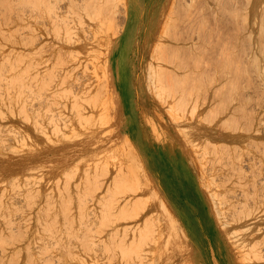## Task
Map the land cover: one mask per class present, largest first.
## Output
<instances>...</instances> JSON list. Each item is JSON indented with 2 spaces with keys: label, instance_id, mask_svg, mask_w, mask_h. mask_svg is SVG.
I'll return each instance as SVG.
<instances>
[{
  "label": "rangeland",
  "instance_id": "374dc122",
  "mask_svg": "<svg viewBox=\"0 0 264 264\" xmlns=\"http://www.w3.org/2000/svg\"><path fill=\"white\" fill-rule=\"evenodd\" d=\"M60 1H62V0H60ZM185 1L188 5H186ZM242 1L243 0H179V1L174 0L173 3L175 5L172 4L174 7L172 6V8L170 9L172 18H171V22L168 25L169 37H167L168 38V47L166 49V60L169 62V65L167 64L166 66H164L165 69L162 68L165 70L163 72L164 79L162 77V73H161L162 71H160L161 76L159 78L163 79V80H161V83L163 85L162 86L163 92L161 94L162 90H160V92L158 90V95H157V93L154 94L152 92L150 94V92L147 91V82H146L144 75H143V67L145 66L146 63H144L145 61L143 60V52L140 50L141 49L140 47L143 44V40L145 39L144 35L147 34L149 27L152 25L151 21L156 16L155 12L158 13V12H160V10L161 11L165 10L168 6V1L167 0H163V1L162 0H128V5H129L128 20H127V22H124L123 21L124 17H122L123 19L121 18V20L119 21L118 26H119V28L123 27V33L116 39L117 41H115V43L113 44L114 47H113V51H112L111 56H110L112 80L115 83V87L117 86V89H118L119 94H120L119 97H120V102H121V113H120V111H119L120 114L118 113L120 115L119 116L120 119L116 120V122L114 120L118 115L116 116V114L112 111V108L109 107V105H110L109 101L106 99L107 97H105L103 94V93H105V88L103 86L107 87V84L104 83V85L102 86L104 88V90H102V91H104V92H101L102 93L101 96L103 95L104 98H101V96L99 98L106 99V101H107V102H105L104 100H102V103H104V102L107 103V105H105L107 107H105L103 104V106L106 108V110L109 108L107 114L102 113L103 115L108 117V119L105 120V121H107V123L105 125L103 123L104 119L99 118L97 120H98V124L101 126H99L96 123L97 125H95V127H93L92 125H90V120L88 122L89 124L87 123V121L84 120V122H86L88 127H89V129H88L89 131L86 132V130H84V131L79 133V131L76 127V123L72 124L71 121L70 122L68 121V123H71V126H73L72 129L76 130L75 133L78 136H79V134L82 135V136L78 137V136H74L75 135L74 133L70 134L69 133L70 131H66L65 130L66 127L64 128V130H62V128H60L61 125L59 124V122H57V123L55 122L56 118L55 119L53 118L52 119L53 121H52L50 119V116H49V114L53 115V113H54L55 117H58L57 114H60V112L62 111L64 113L66 112L65 113L66 115L69 114V116L65 115L67 118L71 117V114L67 113L68 110H66L70 106L69 105L70 102H69L68 106L65 105V103L67 101L65 102L66 94L64 92V87H63V85L58 84V82L53 81L54 80V78H53V72L54 71H53V67H52L53 65L51 62L52 57L49 55L50 56V65H43L42 66L43 68H40L41 66L39 68H37L38 65H36V64H39V61L41 59H40L39 55H35V54L31 55L32 54V52H31L32 51V45L34 46V44L36 45V43H39L40 41L42 42L41 35L44 36V37L42 36V38L45 39V41H46L48 38H51V36L53 34H52V32H50V34H49V30H47V29H46L47 31L43 32L42 30L44 28L43 29L41 28L42 30H40V28H38L40 31L35 29L36 32L34 31L32 33L28 32V30L26 31L24 29L25 24L23 23L22 17H21L23 7L27 6L29 8L30 5H31V7H34V6L38 7V5L41 4L40 2H45V0H0V33H1L0 35H2L0 40L1 41L3 40L2 42L0 41V45L3 44L4 45L3 48H5L4 51H1V49H0V51H1L0 53H2L0 55L4 56V57L3 56H1V57L3 58L4 64H5V66H4L3 62L0 64V68H1L3 78H6V77L8 78L9 75L15 76V74H17V72H16L17 69H19L18 78H17V76L15 77L16 79L14 78V80H16L17 87H19L20 91L23 90L22 92H20V91L18 92V93H23L22 96L19 97V98H21V99H19V104H22V102L25 101V97L27 100V102L25 101L27 105H30L31 102H37V100L41 101L42 99L43 100L45 99L44 101H42V105H44L43 107H41L42 110L38 108L39 111H41V112L43 111V113L38 112V109L37 110L35 109L36 112L29 110L30 111V113H29L27 111V109H29L28 108L29 106H27L26 104L23 103L24 107H26V109H25L22 105V107H23L22 110L24 109L23 110L24 113L28 112L27 115L31 114V116H32L33 115L32 112H34L37 115L36 114L33 115L34 123L32 122L30 115L28 117L29 119L26 120L25 117H27V116H25L24 117L25 121L24 122L20 121V123L22 124V126H21V124H19L20 129L27 132L28 134L30 133L33 136L34 135L35 136H34V139H32L33 142L31 140H30L31 142H29L28 140L26 141L30 144L32 143V145L29 144L28 147H31V148H29L30 150L33 147V150L30 151L28 148H26L25 144H24V146L22 145L24 147V149L25 148L27 149V150L25 149L26 156H25V153L21 152L18 160H20V163H21V162H25L24 159H26L27 163L26 162L21 163V165H23V164L24 165L27 164V165H31V166L33 165L31 167V168H33L32 171H34V170L36 171L38 168H41V169H39L41 172L39 170H37L36 172L34 171V173H36L34 175V178L36 176H37L36 179L39 177V179H37V180H39L38 182L40 184H43L42 187L38 189L37 186L40 187L41 185L40 184L36 185L37 182L33 179L36 182L35 185L37 187V189H34L35 188V186H34L33 192L35 193L36 190H37V192L41 191L40 193H42L43 190H44L43 193L45 192L44 194L42 193L43 198L41 197L42 194L40 195V193H38L40 195V198H39V195L34 194V196H36V198H37V199H35V197H33L35 199L34 201H36V202H34V205L36 203V204H38V207H40V208H35V207H37V205H35L34 210H36V215L38 214L37 211L39 210L38 211L39 216L42 214L40 217V218H42L44 215L43 212H46V210L47 211L49 210L48 211L49 213L52 211L51 212L52 215L50 214V216H52V218H54V215H55V217H56L53 222H52V220H53L52 218H50L51 223H50V221H48L49 225L52 224L50 229L54 228L53 230L52 229L51 230L49 229V230L51 232L53 231L52 233L55 232L54 234H52L48 230V232H50L49 234H52V236L49 235L51 237V238H49L51 243H50V249L48 250V253L50 254L51 258H54L53 260L50 258L49 262H51L52 264H54V263L57 264V262H58L57 259H59V260H61L60 261L61 263H62V260H64V263H62V264H65L66 262H68L66 264H81V262H82V264H85L87 261H90V260L95 261L98 257L99 258L97 260H99L101 257L100 260H102V262L104 264H110V263L116 264L117 261H118L117 264H119L120 262H121V264H150L154 259L155 260L151 264H246V263L247 264H264V244H262V242L259 241V238H256V239L253 238L247 243L244 242L243 240H241L240 242H235L232 240L231 233L233 231H235V233L240 232L239 229H237L238 224H231L230 226L223 227V225L221 224L220 219H219L222 217L228 219L231 212H236L235 215H237L239 213L240 206L244 203V200H245L244 196H242V193H243L242 190L244 189V186L246 185L247 181L249 183L252 181V178L245 179L244 181L243 180L238 181L239 180L238 178H240V177L234 176L232 169L229 167V163H231L230 161H234V163H235L238 160H240V158L236 155L240 154V156L242 157L243 153L249 152L252 150L251 147H249V145H250L249 140H247V141L244 140L243 142H238V143H242V144L237 145V142L234 140H230V137L228 136V135L233 134V136L236 137L237 134H241V133H237V130H238L237 126L239 127V120H238L239 118H237L236 116H232V117L229 116L230 107L233 103V100L237 101L238 99H241L239 97V94H240V88L243 84L247 85V84L251 83V85H252L251 87L255 86V85H253L255 83L253 81V79L255 80L254 69L252 71L251 70L252 67L250 68L249 65L246 64V65H248L247 66L248 70H244L245 68H247L246 66L244 68V65L246 63V62L244 63V61H246V60H244V59H246V57H244V56L246 55V53H248L247 51H245V48H246V50H248V48H247L248 45H246L247 42L244 39H242V34H241L242 31L240 32V29L241 30L244 29L243 26L241 25L240 20H239L240 10H241L242 5H243ZM41 11H42L43 15L39 17V20L40 19H42V20L48 19L49 18V11L47 8V3L44 4V8ZM29 22H31V21H29ZM133 26L135 27L134 30H133ZM33 33H35V34H33ZM127 35H128V37L131 36L129 41H128ZM6 39H8V41ZM51 40H52V38H51ZM51 40H49V41H51ZM33 42H34V44H33ZM244 42H246V43H244ZM5 45H6V47H5ZM242 46H243V48H242ZM14 48H16L17 51L18 50L19 51L15 52L16 50ZM35 48L36 47H34V49ZM47 49H48V47H46L45 53L50 54L47 52L49 49L48 50ZM231 49H232V51H231ZM228 50H230V51H228ZM6 51H8L9 53ZM225 51H226V53H225ZM243 51H245V53H243ZM4 52L8 53V55H6V53H5V55H6L5 56ZM227 53H228V56H229V54L232 56V57L226 56V58L228 57V60L230 62H227V59L225 60V58L223 57V56L227 55ZM26 57H27V59H26ZM140 57L142 58V60L140 59ZM4 58H5V60H4ZM230 58H232V59H230ZM237 58L239 60H237ZM27 61L29 64L26 65ZM238 63H240V64H238ZM241 64L243 66H241ZM23 65H25L26 70H28V72H27L28 77L26 76L28 84H27L26 79L24 77L25 74L20 75L21 71H23L22 70ZM12 66H13V68H14V66H15V68H16V66H18V67L16 70L14 68L15 71H13L11 69ZM167 66H169V67H167ZM33 67H35V68H33ZM44 67H45V69H44ZM249 68H250V71H249ZM41 69H43V70H41ZM50 69H52V70H50ZM11 70H12V72H10ZM37 70H39V71H37ZM40 71L42 72L41 75H40ZM137 71H138V73H137ZM139 71H140V73H139ZM175 71L177 72L178 76L176 75ZM25 72L26 71L24 70V73ZM252 72H254V73H252ZM174 73H175V78H176V76L178 77V78H176L178 80V84L176 83L177 82L176 80L175 81L173 80V78H174L173 74ZM7 74H9V75L7 76ZM103 74H102V77H103ZM38 75L41 77H37ZM247 75H249L250 78H248ZM104 76L107 79L106 75H104ZM34 77H35V79L38 78L37 81L34 80ZM20 78L25 79V80L24 79H22V80L27 84L26 87H25L26 84L24 85V82L21 81ZM6 79H5V82H8ZM106 79H104V82ZM249 79H250V81H249ZM246 80H248V82ZM163 81H165V84L163 83ZM169 81H171V82H169ZM173 81H174V83H173ZM102 82H103V80L101 79V81H100L99 85H97V87L101 86ZM166 82L170 85H168V84L166 85ZM173 84L174 85L177 84L178 86H176V85L173 86ZM245 85H243V86H245ZM55 86H56V88H54ZM165 86H167V87H165ZM247 86H249V85H247ZM164 87L166 89H164ZM171 87H173V89H170ZM38 88L40 89V91ZM6 89H5V91H6ZM8 90H7V93L10 95V90L9 91ZM33 90L35 91V93ZM97 90H95L96 92H94V93L99 94ZM99 90H100V87H99ZM252 90L253 91H251V93L249 95L251 98V103L258 100V96H259L258 92L255 89L252 88ZM7 93H5V94H7ZM33 93L35 95L32 97ZM159 93L161 94V96H159ZM8 94L6 96L9 98ZM42 95H43V97H41ZM22 97L24 98L23 101H22ZM157 97H159V98H157ZM51 99L54 103H52ZM122 99H123V101H122ZM71 100L73 101V99H71ZM75 100H77V99H74V101ZM47 101H49V102H47ZM87 103L88 102L84 101L82 107L86 108ZM71 104H73V103H71ZM78 104L80 106V102ZM64 105L66 107H64ZM45 106H46V108H45ZM76 106H77V104H76ZM174 106L176 108H178L177 112L179 113V116H180L179 118L184 117V118H186V121L183 118L180 119V121H178L179 118L177 117L178 116L177 112L175 114V118L173 115L174 113H169V111L167 112V109L173 108ZM63 108L64 109L66 108L65 109L66 111L65 110L63 111ZM47 109H49L51 111H49ZM56 109H57V111H56ZM199 110H200V112H199ZM18 111H19V109H18ZM69 111H71V109H69ZM62 112H61V114H62ZM18 113L21 114V111ZM99 114H101V113H99ZM99 114H98V111L95 112L94 114L92 112V115H90V117L95 118L96 116L98 117ZM112 114H114V116H112ZM231 114H233V113L231 112ZM46 115H47L48 119L44 118V117H46ZM10 116L11 115L7 116L8 117L7 121L11 122V119H12L13 123L14 122L18 123L17 121L21 120L23 117L21 115H19L21 117H19L17 115L21 119H16V118L13 119V116H12V118ZM41 116H42V121H41ZM65 116L63 118L66 119ZM87 116H85L86 119H88V117H89V116L88 117ZM39 117H40V120H37V119H39ZM59 117L61 119V115ZM176 118H178V119L176 120ZM57 120L59 121V118ZM94 120L97 122L96 119H94ZM28 121L31 123V127H30V124H27ZM37 121H38V123H37ZM46 121H48V122H46ZM60 121L64 122V121H62V119ZM66 121L67 120H65V122ZM45 122L47 124H45ZM109 122H112V123H109ZM93 123H95V122H93ZM176 123H178L179 126L181 125L182 128L185 125L188 126L189 128H187V130H184V132H182L179 130ZM38 124H39V126H41V125L42 126H41V129H38L36 131V129L39 127ZM56 124L58 126H56ZM34 125H35V128H34ZM43 125H44V128H46V129L42 128ZM62 125H63L62 127H64V126H67L70 124H67V122H66V125H65V123H63ZM36 126H38V127H36ZM49 126H51V127L49 128ZM69 127L70 126H68V129H69ZM88 127L86 126L85 129H87ZM70 129H71V127H70ZM163 129H164V131L165 130L166 131L164 132ZM22 130H19V128H18L19 133H17V134H19V135L22 134V136H23V133L21 132ZM32 130L33 131L35 130L36 132L34 131V133H33ZM45 130H46L45 135H47V133L49 135V132H50L51 133L50 135L54 136L52 138L49 135L50 141L52 140L51 143L54 145L51 144L52 146H50V145H47L49 143L45 142V140L48 138V137H46V139H45V135L43 134V133H45ZM60 131H64V135H62L63 132H60ZM37 132H39V133L42 132V135H44V136L37 134ZM53 132H55V133H53ZM56 132L60 133V135ZM65 132H67L68 135L65 134ZM83 134H87V136L85 135L83 137ZM57 135L61 136L62 140L61 139L59 140V136H57ZM66 135H67V138L64 137ZM214 135H215V137H213ZM55 136H56V139H55ZM72 136H74L75 139L72 138ZM19 137H21V136H19ZM37 137H38V139H37ZM125 137H127L133 143L132 144L133 147L130 148V147H126L124 145L123 142H124ZM226 137H229V139H225ZM23 138L24 137H22V139ZM64 139L68 140V141L65 142V141H63ZM71 139H74V140L71 141ZM80 139H81V141H80ZM19 141H21V140H19ZM60 141H61V143H59ZM73 141H75V142H73ZM218 141L220 142L219 143L220 145L219 146L214 145ZM26 142H24V143H26ZM37 142L40 145L37 144ZM54 142H57V146L59 145L58 146L59 148H60V146H61V148H63V146H66V145L67 146L71 145V147H69V149L64 148V150L58 149L56 146V143H54ZM64 142H65V144H64ZM246 142H247V145L245 144ZM28 143H26V144L28 145ZM33 143H35L37 146H39V148L36 149V147H35L36 145ZM43 143L45 144V146L42 145ZM75 143L76 144L80 143V144L76 145ZM93 143H95V144H93ZM231 143L234 146V148H232V149L230 146V145H232ZM21 144H22V141H21ZM73 144L75 145L74 149H77L78 152L75 150H74L75 152L70 151L71 149L73 150V148H72ZM7 145L10 148V146H9L10 143H7L6 147H7ZM191 146H192V148H191ZM215 146L217 148L222 147L221 151H223V152H221L217 148L213 149V147H215ZM15 149L16 148H14V150ZM24 149L22 150V148L20 147V150L24 151ZM34 149H35V152H34ZM8 150H10V149H8ZM14 150H10L8 153L14 152ZM217 150H219L220 152ZM46 151H47V153H46L47 156L45 154H43ZM103 151H105V152L103 153ZM49 152H50V154H49ZM127 152H129V156L126 157L125 155L127 154ZM232 152L235 153V155L233 154V156L235 158L238 157L236 159V161L234 160V157L232 156ZM63 153H65V154H63ZM34 154H35L36 158H34ZM41 154L43 156L40 157ZM28 155H32L31 158H29L30 160L28 159V157H29ZM44 155H45V159L44 158L42 159V157H44ZM91 156L93 157V159ZM81 158H83V159L80 160ZM108 158H110V160ZM195 159H197V160H195ZM78 160L80 161L79 163H81V164H79L77 162ZM88 160H89V162H88ZM29 161H32L33 163H28ZM35 162H36V164H35ZM75 162H77L79 164L78 168H75L76 166H78V164L76 166L73 165ZM110 162H111V164H110ZM64 163H67V164L64 165ZM87 163L89 164L88 169H86L87 167H85ZM139 163H141V164H139ZM62 164H63V166H62ZM196 164H198L199 166ZM97 165H98V167H96ZM111 165H113V167L115 169L110 170L109 166H111ZM72 166L74 167L75 174L77 176L74 174V171H72V169H73V168H71ZM106 166L109 168H107ZM159 166H160V168H159ZM198 167H201L202 169H199ZM50 168H52V169H50ZM59 168H61V169L59 170ZM79 168H80V170H79ZM63 169H64V171L66 170L67 172L63 171V173H61L62 172L61 170H63ZM76 169H78L79 171ZM93 169H95V170H93ZM153 169H155V171ZM203 169L206 170L207 174H205V172H203ZM29 170H30V168H29ZM88 170H89V173H86V172H88ZM214 170L217 171V172H215V174H214ZM24 171L26 172L25 169H24ZM24 171H23V173L21 172L23 174L24 178L29 177L32 173L31 172L30 174H26L28 176H25ZM37 172L38 173L40 172V173L38 174ZM103 172H104L105 176L103 175ZM26 173H28V172H26ZM34 173H32V174H34ZM107 173H108V177H107ZM114 173H116L117 175ZM165 173L167 176L165 175ZM40 175L42 178L40 177ZM68 175H69V177H68ZM81 175H83L84 177ZM214 175H216V178L218 177L219 180L214 177V179H216V181H215L213 179ZM219 175H221V177ZM114 176L116 177V180L114 179L115 178ZM31 177H33V175H31ZM78 177H79V179H78ZM80 177L81 178L83 177V179L79 182H82L83 180L86 181V183H85V181L82 183L83 185L80 183L82 185V186L80 185V188H83L81 191L79 188H77L79 186V184L74 183V182H76V180H77V183H79L78 180L81 179ZM91 177H92V179H91ZM119 177H120V179H119ZM99 178H101V179H99ZM46 179H47V181L49 180L50 183L47 184V181H45ZM117 179H119V180H117ZM206 179H208V182H205V181H207ZM209 179L214 180V183L212 180H210V181L213 184L210 183ZM67 181L70 184L73 182V184L69 185V183H67ZM58 182H61V183L58 184ZM91 182L93 185L90 184ZM113 183L115 185H112ZM121 183H122V186H124V188L120 187ZM206 183L212 184L214 186V188L212 187V185H211V188L210 187L206 188V186H207ZM50 184H52V185L50 186ZM75 184L77 185V187ZM107 184L111 185L109 187L113 186L114 188H118V190L115 189V191L116 190L120 191V193H118L116 191L117 192V194H116V192H114L113 187H112V189L111 188L110 189L113 191L114 194L111 192V190L109 192H107V190H109ZM116 184H118V185H116ZM53 185H54V187L52 188ZM147 185H148V187H147ZM156 185H157V187H156ZM216 185H217L218 190L215 189ZM48 186H50V189L52 188L51 192L49 189H48L49 191L47 190V188H49ZM61 186H62V188H61ZM115 186H117V187H115ZM144 186H146V189ZM102 187H104V188H102ZM64 188H66V190ZM89 188H93V189H89ZM40 189H42V190H40ZM105 189H106L107 193H105ZM89 190H91V192ZM98 190H100V191H98ZM101 190L105 194H107L106 196L108 198L106 196L101 197L99 194H97L98 192L101 193L102 192ZM159 190L161 191V195H160ZM78 191H80V192H78ZM153 191H155V192H153ZM213 191H215V194L218 191L217 195H215V196H218L217 199H215V197L211 195ZM140 192L141 193L143 192L144 195H147V197L151 196L150 197L151 199L149 198V202L151 200L150 205H148V203H147L148 201H146V199H145L146 197L144 198L143 193H142V196H143V198H142ZM232 192H234V193H232ZM104 193H101V195H105ZM209 193H211V194L209 195ZM111 194H113V195H111ZM131 194H132V197H131ZM87 195H89V196H87ZM92 195H95L94 197L97 198V199L95 198L96 200L100 199L101 204H100V202H99V204L96 201L94 202V200H95L94 197L93 198L90 197ZM45 196H48V197L46 198ZM120 196H122L121 200L119 199ZM209 196H212L211 197L212 199ZM59 197H61V198H59ZM45 198L47 199L46 201L44 200ZM101 198H102V200H101ZM139 198H140V200H139ZM168 198H170V199L168 200ZM38 200L40 202L47 203L48 205L47 204L41 205L42 203L41 204L38 203ZM80 200H81V202H80ZM103 200L105 202H103ZM141 200H143V204L145 201V206L142 204ZM48 201H50V202H48ZM85 201H86V203H85ZM91 201H92V203L98 204V206L97 205L96 206H97V211H98L97 215L98 214L99 215H98V217L97 216L96 217L97 218L100 217V219H97L95 217V211L96 210L94 211L92 208L95 209L96 206H95V204H93L95 206V207H93ZM164 201H165L167 206L165 204H164L165 206L163 205ZM211 201L212 202L218 201L217 202L219 204L218 210L215 209L216 207H215L214 203H212ZM76 202H77V204H76ZM123 202L124 203L126 202L125 205H123L124 204ZM127 202H129V203H127ZM56 203H59V205L57 204L58 206H56ZM105 203L109 204V205L107 204L108 207H106L107 205ZM130 203H131V206H128V204H130ZM79 204L80 205L81 204L82 205L87 204V206H85V210H84L83 206H82L83 208L81 210H79L81 208V206ZM126 204H127V206H126ZM147 205H148V208H147ZM125 207H127V208H125ZM129 207H131V210L129 209ZM24 208L25 209L20 207L21 213L23 211L26 212L28 209L25 206H24ZM56 208H58V210ZM90 208L92 209V211H94L93 217L95 219H97L96 221L98 222L97 226H96L97 230L94 229V227H95L94 224L96 225V223H95L96 221L92 217L93 212L91 213L88 211V210H90ZM139 208L141 210H139ZM171 208H173L174 211ZM22 209H23V211H22ZM98 209H100V210H98ZM110 209H112L114 211V213ZM128 210L130 212H132L131 213L132 216L130 215V212ZM148 210H149V212H148ZM100 211L101 212L103 211V213H100ZM109 211H111L112 213ZM34 212L35 211H33V214L35 215ZM58 212H59V215H57ZM176 212L178 214H175ZM150 213H151V215H150ZM169 213H171V214H169ZM179 213H180V215H179ZM46 214H47V212L45 213V215ZM87 214H88V216L91 214L92 215L87 217L86 216ZM137 214H139V215H137ZM218 214H220V217ZM45 215H44L43 219L48 220L49 216L47 215L48 218L45 219L46 218ZM123 215H124V217H123ZM147 215H150V216L147 217ZM102 217H104V218H102ZM132 217H134V218H132ZM36 218H38V216ZM84 218L88 220L87 223H89V221H90V223L87 225L93 224L92 225L93 228L91 225L90 226L84 225L87 221V220H84ZM90 218L92 220H89ZM145 218H148V219L151 218L152 220L151 219H150V221L148 219L145 220ZM43 219H42L41 224L40 223L38 224L37 220H36L37 225H39L38 228L43 224ZM64 219H65V221H64ZM129 219L130 220L132 219V220L130 221ZM170 219H171V221H170ZM39 220L41 221V219L38 218V221ZM124 220H126V222H122ZM78 221H83V223H82L83 228L81 227L82 229L78 228L81 225V223H79ZM114 221H117V225H116V223H113V224L111 223ZM145 221H146V223L148 221L150 223H151V221H153V222L151 225L149 222H148L149 224L147 223L148 227H149L148 228L147 224L145 226ZM48 222L46 223L47 225H48ZM66 222H67V225L64 227V230H63L62 225L66 224ZM91 222H94V223H91ZM127 222H129V223H127ZM158 222H159L160 226H157ZM57 223H58V225H55L53 227V225L57 224ZM123 223L125 224V226L129 225L131 223L132 225L130 224V226L128 227L130 230L128 229V231H127L124 228H122ZM46 224H44V227L47 229ZM108 224L110 226H108ZM135 224H137V225H135ZM49 225H48V227H49ZM140 225L142 227L144 226V229L141 228V229H143V233H141V236L143 234V237H141L142 238L141 243H143V245L139 241L137 243H139L138 245H142V247L145 246L144 249L141 247L143 250L142 252L144 253V255L146 254V255L150 256L151 259H148L149 257L147 258V256L145 257L147 260L142 258V257H144V255L141 253V251H139L140 248L136 247L137 243L135 240H139L140 235L138 236L137 233L134 234V232H137V231L142 232V230H140ZM111 226L115 227V228H112ZM117 226H118V228H116ZM58 227H60V228H58ZM68 227H70V228L72 227V229L70 230V228H68ZM88 227L89 228L91 227L94 230L93 234H92V231H90V230L88 231ZM106 227L109 228V229L107 228L108 231H106L107 230ZM123 227H124V225H123ZM163 227H164V231L166 233H164V231L162 233L161 230H163ZM182 227H183L184 231L186 230L185 233H180V230L182 229ZM55 228H56V230H55ZM73 228L74 229L78 228L80 232L76 229L75 232L76 231L77 232L75 233ZM110 228L113 230V235H115L113 237L111 236L112 238L108 237L109 235L107 234V233L110 234L112 232V230ZM135 228L137 229V231L135 230ZM171 228H173L174 230ZM40 229H42V228L40 227ZM99 229H100V231H99ZM126 229H127V227H126ZM57 230H58V232H57ZM61 230H63V231H61ZM67 230L69 232H71V234L70 233L67 234V232H68ZM155 230L157 231V232H155L156 237H157V235L160 236L162 234L161 238L163 240L159 237H157V239H156V237H154L155 239L152 237V233H153V236L155 235L154 234ZM72 231L75 234H77V233L78 234L75 236V234ZM95 231H97V232L99 231L98 233L101 234V236H99V235L98 236L101 237L102 240H103V238H105L106 241L103 240L101 242L100 241L98 242V240L96 239L97 234L96 235L94 234ZM104 232H106V233L104 234ZM114 232L115 233L117 232V234H114ZM128 232H130V233H128ZM145 232H147V233H145ZM158 232L161 234L159 235ZM148 233L151 235H149ZM176 233L179 234V235L177 234L179 237H176L177 236V235H175ZM103 234L105 235L104 237H103ZM130 234H131V236H130ZM138 234H140V233H138ZM64 235H66V236L63 239H65L66 241L65 240L62 241L63 240L62 237ZM116 235L120 239L119 242H116V241H118L116 239V238H118V237H116ZM145 235H146V238H145ZM218 235H220V236H218ZM53 236H55V237H53ZM67 236L68 237L72 236V237L68 238ZM126 236L127 237L129 236V237L127 238ZM136 236L139 239H136L137 238ZM148 236H150V238H151L150 240H153V241H150V243H152L154 245L152 248V251H151L152 253L149 252L151 250L152 246L149 245V237ZM76 237H77V239H76ZM114 237L116 240L113 239ZM93 238L95 240H97L96 244H94L96 241ZM144 238H145V241L143 242ZM101 239H99V240H101ZM146 239L148 240V242ZM74 240H76L77 242ZM126 240H127V243H126ZM161 241L164 242L163 245H162ZM175 241H178V242L175 243ZM62 242L64 244H62ZM66 242L69 244H67ZM72 242H76V243H72ZM145 242L147 243L146 245H144ZM158 242L161 244V247H163L161 249V251H163V254H160V253H162L160 251L159 252L160 255L156 254V253H158V251L161 248L160 244ZM165 242L167 243V245ZM228 243H230V244H228ZM52 244L53 245L56 244V246L55 245L53 246ZM71 244L74 246H72ZM124 244L127 245V247ZM147 245L149 247H147ZM67 246H68V248H67ZM124 247H126V252L124 251L125 250ZM236 247H238L239 249H237ZM145 248L148 251H146ZM185 248H188V249H185ZM128 249L131 250L130 253H129ZM115 250H116V252H115ZM119 250H120V252H118ZM121 250H123V251H121ZM183 250H185V251H183ZM235 250H238L239 254H236L238 252ZM100 251H102V252H100ZM127 251H128V253H127ZM132 251H134V252H132ZM103 252H106V254ZM107 252L109 253V255ZM124 252H125V254L122 255V253H124ZM135 252L138 254H135ZM240 253H244V254H240ZM154 254H156V255H154ZM82 255H86V256L83 257ZM100 255H102V256H100ZM117 255H118L119 259H118ZM134 255H135V257H134ZM255 255L258 256L257 259H255ZM80 256H82L83 258ZM113 256L117 257V258L114 257L116 259L115 263H112V261H114V259L112 258ZM56 257H57V259H55ZM187 257H189V258H187ZM241 257H242V259L246 258V260L244 259V261L248 260V262L243 261L244 263H242ZM80 258H81V260H80ZM111 258L113 260H111ZM152 258H154V259L152 260ZM125 259H127L128 261H126ZM130 259H132V260H130ZM51 260L53 262L55 260V262L53 263ZM84 260H85V263L83 262ZM100 260L95 261L93 264H103ZM149 260H151V261H149ZM183 260H185V261H183ZM105 261H107V262H105ZM73 262H76V263H73ZM61 263H59V264H61ZM6 264H16V261L15 260L7 261ZM39 264H41V263H39ZM87 264H89V263L87 262Z\"/></svg>",
  "mask_w": 264,
  "mask_h": 264
},
{
  "label": "bare ground",
  "instance_id": "6f19581e",
  "mask_svg": "<svg viewBox=\"0 0 264 264\" xmlns=\"http://www.w3.org/2000/svg\"><path fill=\"white\" fill-rule=\"evenodd\" d=\"M163 1V0H162ZM168 1V6H167V8L165 9V10H160V12H155V14H156V16H155V18L151 21V23H152V25L149 27V29H148V31H147V34L146 35H144L145 36V39L143 40V44L141 45V51L143 52V60L145 61L144 63H146L145 64V66L143 67V75H144V78H145V80H146V82H147V91H149L150 92V94L153 92L154 94H156L157 93V95H158V90H159V92H160V90H162L161 91V94H162V92H163V85H162V83H161V80H163L164 79V77H163V72L165 71L164 69H165V67L164 66H166L167 64L169 65V62L166 60V49H167V47H168V38L167 37H169V28H168V25H169V23L171 22V8H172V6L173 5H175L173 2H174V0H167ZM177 1H179V0H177ZM176 2V1H175ZM182 2V1H181ZM241 2V1H240ZM41 4L40 5H38V7L37 6H34V7H31V5H30V7L28 8L27 6H25V7H23V11H22V13H21V17H22V21H23V23L25 24V27H24V29L27 31L28 30V32H30V33H32V32H36V30H39L38 28H40V30H42L43 28L45 29H43L42 31L43 32H45V31H47V30H49V34H50V32H52V36H51V38H52V40H51V38H48L49 40H51V41H49L48 39L45 41V39H43L42 38V36L43 35H41V39H42V42L40 41L39 43H36V45L34 44V42H33V44H34V46L32 45V54L31 55H39V57H40V61H39V64H36V65H38V67L37 68H39L40 66V68H43L42 66L43 65H50V56L52 57V59H51V62H52V67H53V78H54V80L53 81H55V82H58V84H61V85H63V87H64V92H65V94H66V98H65V105L66 106H68V104H69V102H70V106L68 107V109H66V110H68L69 111V109H71V111H67V113H70L71 114V117H66L67 115L69 116V114H65L64 112H62L61 110V112H62V114H61V112H60V114H57V116L58 117H55V115H54V113H53V115H50L49 114V116H50V119L52 120L53 118L55 119L56 118V120H55V122L57 123V122H59V124L61 125V127L60 128H62V130H64V128L66 127V131H70L69 133L70 134H72V133H74L75 135L74 136H78L75 132H76V130L74 129H72V127L73 126H71V123H68V121L70 122H72V124H74V123H76V127H77V129H78V131H79V133L80 132H82V131H84V130H86V132H88L89 130V127H88V125H87V123L89 122V120H90V125H92L93 127H95V125H97L98 124V120L97 119H99V118H102V119H104L103 120V123L106 125V123H107V121H105L106 119H108V117L107 116H105V115H103L102 113H105V114H107V112H108V110H109V108L106 110V108L105 107H107V106H105V105H107V103H105V102H107L106 101V99L109 101V107L110 108H112V111L116 114V118L114 119L115 120V122H116V120H119L120 119V113H121V102H120V94H119V91H118V89H117V86L115 87V83L113 82V80H112V72H111V64H110V56H111V53H112V51H113V47H114V43H115V41H117L116 39L123 33V27L122 28H119V26H118V23H119V21L121 20V18L122 17H124V22H127V20H128V10H129V5H128V0H62V1H60V0H45V2H40ZM45 3H47V8H48V11H49V18L48 19H40L39 20V17L40 16H42L43 15V13H42V11L41 10H43V8H44V4ZM184 3V2H183ZM185 3H186V1H185ZM173 4V5H172ZM243 4V5H242ZM242 8H241V10H240V14H239V20H240V22H241V25L243 26V30H241L240 29V32H241V34H242V39H244L246 42H244V43H246V45H248V50H246V48H245V51H247L248 53H246V55L244 56V57H246V59H244L243 57V59L244 60H246V61H244V63H245V65H244V68H245V66L247 67L248 65H249V67L251 68L252 67V71H253V69H254V72H252V73H254L255 74V80L253 79V81L255 82L253 85H255L254 87H251L252 85H251V83L250 84H247V85H249V86H247V85H245V84H243V85H245V86H241V88H240V94H239V97L241 98V99H238L237 101L236 100H233V103H232V105H231V107H230V114H229V116L230 117H232V116H236L237 118H239L238 120H239V127L237 126V128H238V130H237V133H241V134H237L236 135V137L235 136H233V134L232 135H228L229 137H230V140H234V141H236L237 142V145L238 144H242V143H238V142H243L244 140H249V142H250V145H249V147H251V149L253 150H251V151H249V152H245V153H243L242 154V157L240 156V154L239 155H236V156H238L239 158H240V160H238L237 162H235L234 163V161H230L231 163H229V167L232 169V171H233V175L234 176H238V177H240V178H238L239 180L238 181H240V180H245V179H248V178H252V181L249 183L248 181H247V183H246V185L244 186V189L242 190L243 191V193H242V196H244V198H245V200H244V203L240 206V211H239V213L237 214V215H235V213L236 212H231V214L229 215V218L228 219H226V218H224V217H222V218H219L220 219V222H221V224L223 225V227H226V226H230L231 224H238V228L237 229H239V231L242 233H235V231H233L232 233H231V236H232V240L233 241H235V242H240L241 240H243L244 242H249L251 239H256V238H259V241L260 242H262V244H264V0H243L242 1ZM186 5H188L187 3H186ZM181 6V5H180ZM174 7V6H173ZM47 11V12H48ZM154 13V12H153ZM173 15V14H172ZM123 19V18H122ZM29 21H31V22H29ZM121 25V24H120ZM126 26V25H125ZM132 26V25H131ZM42 28V29H41ZM36 29V30H35ZM47 29V30H46ZM135 29V27L133 26V30ZM39 30V31H40ZM126 30V29H125ZM131 30V29H130ZM146 30V29H145ZM146 32V31H145ZM131 33V32H130ZM1 34V33H0ZM33 34H35V33H33ZM129 34V33H128ZM143 34V33H142ZM1 36L2 35H0V39H1ZM130 36V35H129ZM44 37V36H43ZM131 37V36H130ZM130 37H128V35H127V38H128V41L130 40ZM239 37V36H238ZM7 41H8V39H6ZM1 41V40H0ZM3 41V40H2ZM1 41V42H2ZM141 41V40H140ZM139 44V43H138ZM1 47H0V49H1V51H4V49L5 48H3L4 47V45L2 44V45H0ZM9 46V45H8ZM5 47H6V45H5ZM34 47H36L35 49H34ZM46 47H48V53H50V54H47V53H45V50H46ZM207 47V46H206ZM236 47V46H235ZM245 47V46H244ZM17 48V47H16ZM16 48H14L15 50H16ZM227 48V47H226ZM225 48V49H226ZM242 48H243V46H242ZM7 49V48H6ZM13 49V50H14ZM8 50V49H7ZM14 50V51H15ZM139 50V49H138ZM0 51V52H1ZM19 51V50H18ZM17 50L15 51V52H18ZM228 51H230V50H228ZM231 51H232V49H231ZM245 51H243V53H245ZM6 52H8V51H6ZM6 52H4V55H5V53ZM9 53V52H8ZM8 53H6V55H8ZM225 53H226V51H225ZM229 53V52H228ZM228 53H227V55H225V56H223L224 58H225V60L227 59V62H230L229 60H228V57L229 56H231L230 54H229V56H228ZM0 54H2V53H0ZM114 54V53H113ZM5 55V56H6ZM50 55V56H49ZM139 55V54H138ZM244 55V54H243ZM1 56H3V55H0V57ZM142 56V55H141ZM226 56H228L227 58H226ZM4 57V56H3ZM232 57V56H231ZM2 58V57H1ZM0 58V59H1ZM6 58V57H5ZM5 58H4V60H5ZM239 58V57H238ZM237 58V60H239ZM26 59H27V57H26ZM140 59L142 60V58L140 57ZM230 59H232V58H230ZM242 59V60H243ZM2 60V61H1ZM0 60V64L3 62V64H4V61H3V58ZM137 60V59H136ZM140 61V60H139ZM241 61V60H240ZM239 61V62H240ZM237 62V61H236ZM243 62V61H242ZM27 64H29L28 63V61L26 62V65ZM140 64V63H139ZM238 64H240V63H238ZM246 64H248V65H246ZM4 66H5V64H4ZM24 66V67H23ZM22 66V70L23 71H21V74L20 75H24L25 74V79L28 77L27 76V72H28V70H26V68H25V65H23ZM241 66H243L242 64H241ZM17 67L18 66H16V68H15V66H14V68H15V70L17 69ZM117 67V66H116ZM141 67V66H140ZM167 67H169V66H167ZM166 67V68H167ZM14 68H13V66L11 67V69L13 70V71H15L14 70ZM24 68V69H23ZM33 68H35V67H33ZM162 68H164V69H162ZM243 68V69H244ZM250 68H249V71H250ZM6 69V68H5ZM44 69H45V67H44ZM12 70L10 71V72H12ZM24 70L26 71L25 73H24ZM41 70H43V69H41ZM50 70H52V69H50ZM140 70V69H139ZM244 70H248V67L247 68H245ZM37 71H39V70H37ZM160 71H162L161 73H162V77H163V79H160L159 77L161 76V74H160ZM177 71V70H176ZM175 71V73H176V75H177V72ZM17 74H15V76L14 75H12V76H10L9 74H7V76H8V78L6 79V78H3V75H2V72H1V68H0V264H6V262L7 261H12V260H15L16 261V264H39V263H41V264H52L51 262H49L50 261V258H51V256H50V254L48 253V250L50 249V239L49 238H51L49 235H51L52 236V234H54V233H52L50 230L52 229H50V227L52 226V224H50L49 225V222L48 221H50V218H52V216H50V214H51V212L49 213L47 210H46V212H47V214L45 215V213L46 212H43V214L46 216V218L45 219H47L48 217H47V215L49 216V219L48 220H44L43 219V217H44V215H43V217L42 218H40L41 217V215L39 216V210L37 211V215H36V210H34V207H35V205H37V207H35V208H40V207H38V204H36L35 203V205H34V202H36V201H34L35 199H37L36 198V196H34V194H37V195H39L38 193H40V192H37V190H36V192L34 193L33 191V188H34V186H35V188L34 189H37V187H38V189L39 188H41L42 187V185L43 184H40L38 181L39 180H37V179H39V177L36 179V177L34 178V175L36 174V173H34V171H32V169L33 168H31L32 166L31 165H21V163H27V160L26 159H24L23 157V159L25 160V162H21L20 163V160H18L19 159V155L21 154V152H23V153H25V156H26V151H25V149L26 148H31V147H28L29 146V144L30 143H28V142H26L27 140L29 141V142H31L32 141V139H34V136L32 135V134H28L27 132H25V131H23L22 129H20V125L19 124H21L20 123V121H22V122H24L25 121V118H26V120L27 119H29L28 117H29V115L31 116V114H29V115H27L28 114V112L30 113V111H35V109L37 110L38 108L39 109H41V107H43L44 105H42V101H44L43 99L41 100V101H38L37 100V102H31V104L30 105H27L26 104V102H27V100H26V97H25V101L24 102H22V104H19V99H21V98H19V97H21L22 96V94L23 93H18L19 91H20V89H19V87H17V85H16V80H14V78L17 76V78H18V76H19V69H17ZM15 72V73H16ZM9 73V72H8ZM41 71H40V75H41ZM104 73V74H103ZM137 73H138V71H137ZM139 73H140V71H139ZM175 73L173 74L174 75V78H175ZM33 74V73H32ZM102 74H103V77H102ZM160 74V75H159ZM104 75H106V77H107V79L105 78V76ZM142 75V76H143ZM159 75V76H158ZM27 76V77H26ZM141 76V75H140ZM178 76V75H177ZM176 76V78H178ZM248 76V78H250V76L249 75H247ZM37 77H41V76H37ZM102 77V78H101ZM138 77V76H137ZM159 79H158V78ZM161 77V78H162ZM173 78V80L175 81H177L176 83L178 84V80L175 78L174 79ZM247 78V79H248ZM5 79L8 81V82H5ZM16 79V78H15ZM22 79H24V78H22ZM21 78H20V80L21 81H23ZM24 79V80H25ZM33 79V78H32ZM38 79V78H37ZM37 79H35V77H34V80L35 81H37ZM101 79L103 80V82H102V84H101V86H99L100 87V90H99V87H97V85H99V83H100V81H101ZM104 79H106L105 80V82H104ZM140 79V78H139ZM166 80V79H165ZM174 81H173V83H174ZM247 82H248V80H246ZM249 81H250V79H249ZM252 81V80H251ZM24 82V81H23ZM26 82H27V84H28V81H27V79H26ZM169 82H171V81H169ZM54 83V82H53ZM104 83L105 84H107V87L106 86H103L104 85ZM163 83L165 84V81H163ZM253 83V82H252ZM26 83L24 82V85H25ZM27 84L25 85V87L27 86ZM168 83L166 82V85H167ZM177 84H175L176 86H178ZM55 85V84H54ZM123 85V84H122ZM142 85V84H141ZM168 85H170V84H168ZM174 84H173V86H175ZM34 86V85H33ZM36 86V85H35ZM105 88V93H103L104 94V96L105 97H107L106 99H101V98H104L103 97V95L101 96V92H104V91H102V90H104V88ZM165 87H167V86H165ZM164 87V89H166ZM7 88V89H6ZM54 88H56V86L54 87ZM53 88V89H54ZM252 88L253 89H255L257 92H258V94H259V96H258V100H256V101H254L253 103H251V98H250V93H251V91H253L252 90ZM5 89H6V91H5ZM10 90V95L7 93V90ZM19 89V90H18ZM39 89V88H38ZM52 89V88H51ZM98 89V90H97ZM170 89H173V87H171ZM8 90V91H9ZM95 90H97L98 91V93L99 94H97V93H94V92H96ZM168 90V89H167ZM254 90V91H255ZM23 91V90H22ZM22 91H20V92H22ZM34 91V90H33ZM32 91V92H33ZM39 91H40V89H39ZM100 91V92H99ZM145 91V90H144ZM38 92V91H37ZM128 92V91H127ZM138 92V91H137ZM5 93H7L8 95H9V98L6 96L7 94H5ZM34 93H35V91H34ZM32 94V97L35 95V94ZM40 93V92H39ZM55 93V92H54ZM50 94V93H49ZM161 94L159 93V96H161ZM55 95V94H54ZM96 95V96H95ZM143 95V94H142ZM141 95V96H142ZM48 96V95H47ZM101 96V98H99ZM129 96V95H128ZM131 96V95H130ZM24 97V96H23ZM22 97V101L24 100V98ZM41 97H43V95L41 96ZM40 97V98H41ZM163 97V96H162ZM161 97V98H162ZM39 98V97H38ZM46 98V97H45ZM49 98V97H48ZM157 98H159V97H157ZM71 99H73V101L71 100ZM74 99H77V100H75L74 101ZM82 99V100H81ZM59 100V99H58ZM70 100V101H69ZM86 101V102H88L87 104H86V108L85 107H82L83 106V102L84 101ZM102 100H104L103 102L104 103H102ZM149 100V99H148ZM51 101H52V99H51ZM82 101V102H81ZM122 101H123V99H122ZM30 102V101H29ZM46 102V101H45ZM47 102H49V101H47ZM77 102V103H76ZM80 102V106H79V103ZM232 102V101H231ZM10 105H9V104ZM23 103L24 104H26L27 106H29L28 108L29 109H27V113H24V109L22 110V108L24 107V105H23ZM44 103V102H43ZM51 103V102H50ZM52 103H54L53 101H52ZM71 103H73V104H71ZM45 104V103H44ZM76 104H77V106H76ZM103 104H104V106H103ZM22 105H23V107H22ZM47 105V104H46ZM64 105V107H66ZM21 106V107H20ZM55 106V105H54ZM25 109H26V107H24ZM45 108H46V106H45ZM156 108V107H155ZM200 108V107H199ZM18 109H19V111H18ZM39 109H38V112H41V111H39ZM64 108H63V111L65 110ZM89 109V110H88ZM198 109V108H197ZM30 110V111H29ZM42 110V109H41ZM47 110H49V109H47ZM65 110V111H66ZM111 110V109H110ZM177 110H178V108H176L175 106L173 107V108H170V109H167V112L169 111V113H174L173 115H174V118H175V114H176V112H177ZM21 111V114L20 113H18V112H20ZM49 111H51V110H49ZM56 111H57V109H56ZM98 111V114L99 113H101V114H99L98 115V117L96 116L95 118H93V117H90V115H92V112H93V114L95 113V112H97ZM119 111H120V113H119ZM202 111V110H201ZM36 112V111H35ZM53 112V111H52ZM110 112V111H109ZM199 112H200V110H199ZM231 112L233 113V114H231ZM24 113V114H23ZM33 113V115L34 114H36V113H34V112H32ZM41 113H43V111L41 112ZM51 113V112H50ZM64 113V114H63ZM119 113V114H118ZM157 113V112H156ZM23 114V115H22ZM47 114V113H46ZM87 116L88 114V119H86V117L84 116ZM158 114V113H157ZM177 114H178V118L180 117L179 116V113L177 112ZM9 115H11L10 117L12 118V116H13V119H21V118H19V117H21V116H23L22 117V119L21 120H16L18 123H16V122H12V119H11V122H8L7 121V119H8V117L7 116H9ZM19 115H21V116H18ZM33 115L31 116V119H32V122L34 123V121H33ZM37 115V114H36ZM44 115V114H43ZM61 115V119H62V121H64V122H61L60 120V116ZM66 117V119L65 118H63L64 116ZM171 115V114H170ZM25 116H27V117H25ZM53 116V117H52ZM112 116H114V114H112ZM172 116V115H171ZM25 117V118H24ZM85 117V118H84ZM111 117V116H110ZM173 117V116H172ZM171 117V118H172ZM44 118H46V119H48L47 118V115H46V117H44ZM59 118V121L57 120ZM91 118V119H90ZM93 118V119H92ZM170 118V119H171ZM178 118H176V120L178 119ZM185 121H186V118H184V117H182ZM182 118H179L178 119V121H180V119H182ZM30 119V120H31ZM64 119V120H63ZM94 119H96L97 120V122L94 120ZM37 120H40V117H39V119H37ZM50 120V121H51ZM65 120H67L66 122H67V124H70V125H67V126H64V127H62L63 125V123H65V125H66V122H65ZM84 120L85 121H87V123L86 122H84ZM111 120V119H110ZM41 121H42V116H41ZM53 121V120H52ZM92 121V122H91ZM46 122H48V121H46ZM45 122V124H47ZM54 122V123H55ZM93 122H95V123H93ZM177 122V121H176ZM26 123V122H25ZM32 123V124H33ZM37 123H38V121H37ZM97 123V124H96ZM109 123H112V122H109ZM132 123V122H131ZM24 124V123H23ZM27 124H30V127H31V123L28 121V123ZM43 124V123H42ZM53 124V123H52ZM86 124V125H85ZM89 124V123H88ZM94 124V125H93ZM177 124V127L179 128V130L180 131H182V132H184V130H187V128H189L188 126H184L183 128H182V126L180 125H178V123H176ZM25 125V124H24ZM23 125V126H24ZM99 125V124H98ZM131 125V124H130ZM21 126H22V124H21ZM38 126H39V124H38ZM38 126H36V127H38ZM42 126V125H41ZM41 126H39L37 129H36V131L38 130V129H41ZM53 126V125H52ZM56 126H58L57 124H56ZM68 126H70L71 127V129H70V127H69V129H68ZM86 126L88 127L87 129H85L86 128ZM91 126V127H92ZM99 126H101V125H99ZM132 126V125H131ZM51 126H49V128H50ZM58 127V128H59ZM97 127V126H96ZM16 128V129H15ZM18 128H19V130H22L21 132L23 133V136H22V134L21 135H19V134H17V133H19L18 132ZM34 128H35V125H34ZM43 129H46V128H44V125H43V127H42ZM111 128V127H110ZM155 128V127H154ZM132 129V128H131ZM93 130V129H92ZM156 130V129H155ZM33 131V130H32ZM35 131V130H34ZM34 131H33V133H34ZM35 131V132H36ZM43 131V130H42ZM56 131V130H55ZM137 131V130H136ZM157 131V130H156ZM163 131H164V129H163ZM166 131V130H165ZM164 131V132H165ZM20 132V133H21ZM60 132H63V134L62 135H64V131H60ZM99 132V131H98ZM161 132V131H160ZM26 133V134H25ZM32 133V132H31ZM53 133H55V132H53ZM52 133V134H53ZM56 133H58V132H56ZM78 133V134H79ZM37 134H39V135H42V132L41 133H39V132H37ZM44 135L46 134V130H45V133H43ZM51 133L49 132V135H50ZM59 135H60V133H58ZM65 134H67V132H65ZM94 134V133H93ZM102 134V133H101ZM104 134V133H103ZM138 134V133H137ZM44 135H42V136H44ZM49 135H48V133H47V135H45V139H46V137H48L46 140H45V142H47V143H49V144H47V145H50V146H52V145H54V144H52L51 142H52V140L50 141V138H49ZM59 135H57V136H59ZM68 135V134H67ZM67 135L66 136H64L65 138H67ZM87 136V134H83V137L84 136ZM89 135V134H88ZM134 135V134H133ZM212 135V134H211ZM210 135V136H211ZM19 136H21V137H19ZM74 136H72V138H74ZM80 136H82L81 134H79V136L78 137H80ZM161 136V135H160ZM22 137H24L23 139H22ZM50 137H54V136H51L50 135ZM63 137V138H64ZM69 137V136H68ZM213 137H215V135L213 136ZM229 137H226L225 139H229ZM235 137V138H234ZM21 138V139H20ZM70 138V137H69ZM37 139H38V137H37ZM49 139V140H48ZM55 139H56V136H55ZM54 139V140H55ZM58 139V138H57ZM61 139V136H59V140ZM75 139V138H74ZM74 139H71V141L72 140H74ZM77 139V138H76ZM82 139V138H81ZM81 139H80V141H81ZM19 140H21L22 141V144H21V141H19ZM31 140V141H30ZM62 140V139H61ZM134 140V139H133ZM132 140V141H133ZM218 140V139H217ZM63 141H68V140H63ZM24 142H26V143H28V145L26 144V143H24ZM33 142V141H32ZM35 142V141H34ZM65 142H64V144H65ZM73 142H75V141H73ZM97 142V141H96ZM134 142V141H133ZM190 142V141H189ZM7 143H10V148L8 147V145H7V147H6V144ZM54 143H56V146H57V142H54ZM59 143H61V141L59 142ZM86 143V142H85ZM124 145L126 146V147H133L132 146V142L127 138V137H125L124 138ZM220 142L218 141V142H216L214 145H220L219 144ZM24 144H25V146H26V148L24 149ZM33 144H35V143H33ZM37 144H39L38 142H37ZM52 144V145H51ZM68 144V143H67ZM72 144V143H71ZM76 144V143H75ZM80 144V143H79ZM79 144H76V145H79ZM93 144H95V143H93ZM232 144V143H231ZM246 145H247V142L245 143ZM12 145V146H11ZM21 145V146H20ZM23 145V146H22ZM30 145H32V143L30 144ZM36 145V144H35ZM40 145V144H39ZM43 146H45V144L43 143L42 144ZM70 145V144H69ZM74 145V144H73ZM72 145V148H73V150L71 149L70 151H77V149H74V147H75V145L73 146ZM84 145V144H83ZM192 145V144H191ZM59 146V145H58ZM57 146V148L58 149H63L64 150V148H66V149H69V147H71V145L70 146H63V148H61V146H60V148ZM111 146V145H110ZM231 146V149L232 148H234V146H233V144L232 145H230ZM20 147L22 148V150L24 149V151H22V150H20ZM36 147V149H38L39 148V146H35ZM41 147V146H40ZM49 147V146H48ZM78 147V146H77ZM76 147V148H77ZM84 147V146H83ZM7 148V149H6ZM14 148H16L15 150H14ZM191 148H192V146H191ZM217 147L215 146V147H213V149H216ZM222 148V147H221ZM221 148H217V149H219L220 151L222 150ZM8 149H10V150H14V152H11V153H8L10 150H8ZM42 149V148H41ZM104 149V148H103ZM7 150V151H6ZM27 150V149H26ZM30 150V149H29ZM28 150V151H29ZM31 150H33V147H32V149ZM30 150V151H31ZM219 150H217V151H219ZM29 151V152H30ZM48 151V150H47ZM47 151L45 152V153H43V154H45L46 155V153H47ZM59 151V150H58ZM74 151V152H75ZM83 151V150H82ZM90 151V150H89ZM193 151V150H192ZM197 151V150H196ZM199 151V150H198ZM219 151V152H220ZM28 152V153H29ZM34 152H35V149H34ZM33 152V153H34ZM65 152V151H64ZM68 152V151H67ZM78 152V151H77ZM105 151H103V153H104ZM221 152H223V151H221ZM41 153V152H40ZM66 153V152H65ZM65 153H63V154H65ZM69 153V152H68ZM49 154H50V152H49ZM62 154V155H63ZM72 154V153H71ZM128 154V155H127ZM127 154L125 155L126 157L127 156H129V152H127ZM192 154V153H191ZM233 154L235 155V153H233L232 152V156H233ZM39 155V154H38ZM45 155H44V157H42V159L44 158L45 159ZM157 155V154H156ZM194 155V154H193ZM24 156V155H23ZM24 156V157H25ZM29 157H28V159L29 158H31V156L32 155H28ZM37 156V155H36ZM41 156H43L42 154L40 155V157ZM47 156V155H46ZM124 156V157H125ZM141 156V155H140ZM74 157V156H73ZM92 157V156H91ZM193 157V156H192ZM224 157V156H223ZM234 157V156H233ZM237 157V158H238ZM21 158V157H20ZM26 158V157H25ZM34 158H36L35 157V154H34ZM68 158V157H67ZM87 158V157H86ZM237 158H235L234 157V160L236 161V159ZM39 159V158H38ZM83 158H81L80 160H82ZM85 159V158H84ZM92 159H93V157H92ZM109 160H110V158H108ZM143 159V158H142ZM223 159V158H222ZM22 160V159H21ZM30 160V159H29ZM47 160V159H46ZM140 160V159H139ZM155 160V159H154ZM153 160V161H154ZM194 160V159H193ZM195 160H197V159H195ZM59 161V160H58ZM57 161V162H58ZM142 161V160H141ZM38 162V161H37ZM78 163L80 162L79 160L77 161ZM77 162H75L73 165H77L78 163ZM88 162H89V160H88ZM159 162V161H158ZM28 163H33L32 161H29ZM40 163V162H39ZM94 163V162H93ZM97 163V162H96ZM95 163V164H96ZM107 163V162H106ZM142 163V162H141ZM141 163H139V164H141ZM197 163V162H196ZM35 164H36V162H35ZM65 164H67V163H64V165ZM79 164H81V163H79ZM79 164H78V166H76L75 168H78L79 167ZM85 164V163H84ZM110 164H111V162H110ZM88 165V166H87ZM104 165V164H103ZM137 165V164H136ZM196 165H198V164H196ZM61 166V165H60ZM62 166H63V164H62ZM67 166V165H66ZM83 166V165H82ZM108 166V165H107ZM106 166V167H107ZM139 166V165H138ZM145 166V165H144ZM143 166V167H144ZM199 166V165H198ZM81 167V166H80ZM85 167H87L86 169H88L89 168V164L87 163L86 164V166ZM96 167H98V165L96 166ZM102 167V166H101ZM110 167V168H109ZM109 167H107V168H109L110 170L111 169H115L114 167H113V165H111V166H109ZM154 167V166H153ZM158 167V166H157ZM156 167V168H157ZM29 168H30V170H29ZM63 168V167H62ZM65 168V167H64ZM70 168V167H69ZM71 168H73L72 169V171H74V174H75V170H74V167L72 166ZM93 168V167H92ZM139 168V167H138ZM159 168H160V166H159ZM199 169H202L201 167H198ZM197 168V169H198ZM205 168V167H204ZM24 169L26 170V172H28V173H26L25 171H24ZM39 169H41V168H38L37 170H39ZM50 169H52V168H50ZM61 168H59V170H60ZM144 169V168H143ZM218 169V168H217ZM25 172L24 173V175L25 176H28V175H26V174H30L31 172L32 173H34V174H32L31 173V175H33V177H31V175L29 176V177H23V171ZM36 170V171H37ZM43 170V169H42ZM71 170V169H70ZM76 170H78V169H76ZM79 170H80V168H79ZM78 170V171H79ZM83 170V169H82ZM93 170H95V169H93ZM141 170V169H140ZM154 171H155V169H153ZM152 170V171H153ZM159 170V169H158ZM166 170V169H165ZM205 169H203V172H205V174H207V172H206V170L204 171ZM216 170V169H215ZM214 170V174H215V172H217V171H215ZM35 171V172H36ZM40 171V170H39ZM62 172L61 173H63V171H64V169L63 170H61ZM66 171V170H65ZM64 171V172H65ZM107 171V170H106ZM145 171V170H144ZM148 171V170H147ZM157 171V170H156ZM22 172V173H21ZM41 172V171H40ZM39 172V173H40ZM49 172V171H48ZM54 172V171H53ZM67 172V171H66ZM77 172V171H76ZM81 172V171H80ZM93 172V171H92ZM102 172V171H101ZM150 172V171H149ZM38 173V172H37ZM38 173V174H39ZM60 173V174H61ZM69 173V172H68ZM86 173H89V170H88V172H86ZM91 173V172H90ZM113 173V172H112ZM146 173V172H145ZM164 173V172H163ZM43 174V173H42ZM58 174V173H57ZM67 174V173H66ZM80 174V173H79ZM95 174V173H94ZM106 174V173H105ZM114 174H116V173H114ZM141 174V173H140ZM151 174V173H150ZM64 175V174H63ZM76 175V174H75ZM86 175V174H85ZM103 175H104V172H103ZM113 175V174H112ZM117 175V174H116ZM146 175V174H145ZM152 175V174H151ZM165 175H166V173H165ZM45 176V175H44ZM58 176V175H57ZM65 176V175H64ZM77 176V175H76ZM81 176H83V175H81ZM105 176V175H104ZM167 176V175H166ZM218 176V175H217ZM220 177H221V175H219ZM40 177H41V175H40ZM46 177V176H45ZM53 177V176H52ZM68 177H69V175H68ZM84 177V176H83ZM83 177L80 179V180H78V182L79 181H81L82 179H83ZM90 177V176H89ZM107 177H108V173H107ZM115 177V176H114ZM214 177L216 178V175H214L213 176V179H214ZM42 178V177H41ZM44 178V177H43ZM63 178V177H62ZM148 178V177H147ZM152 178V177H151ZM150 178V179H151ZM161 178V177H160ZM166 178V177H165ZM210 178V177H209ZM37 182V184L36 185H41L40 187L39 186H37L36 187V185H35V181ZM78 179H79V177H78ZM91 179H92V177H91ZM95 179V178H94ZM99 179H101V178H99ZM106 179V178H105ZM115 180H116V177L114 178ZM113 179V180H114ZM119 179H120V177H119ZM119 179H117V180H119ZM149 179V178H148ZM216 179H218V177L216 178ZM216 179H214L215 181H216ZM52 180V179H51ZM54 180V179H53ZM90 180V179H89ZM157 180V179H156ZM162 180V179H161ZM207 181H205V182H208V179H206ZM210 180H212V179H209V181ZM214 180H212L213 181V183H214ZM219 180V179H218ZM45 181H47V179L45 180ZM49 181V180H48ZM47 181V184L48 183H50V181L48 182ZM63 181V180H62ZM75 181V180H74ZM85 180H83L82 182H79V183H77V180H76V182H74V183H76V184H79V186L77 187V185H76V187L77 188H79L80 189V191L83 189V188H80V185L84 182ZM91 181V180H90ZM99 181V180H98ZM121 181V180H120ZM159 181V180H158ZM119 182V181H118ZM54 183V182H53ZM56 183V182H55ZM59 183H61V182H58V184ZM67 183H69L68 181H67ZM81 183V184H80ZM85 183H86V181H85ZM107 183V182H106ZM109 183V182H108ZM123 183V182H122ZM122 183H121V185H120V187L122 188H124V186H122ZM159 183V182H158ZM210 183H212L211 181H210ZM210 183H206L207 184V186H206V188L207 187H210L211 188V185L213 184H210ZM242 183V182H241ZM71 184H73V182L71 183ZM70 183H69V185H71ZM90 184H92V182L90 183ZM96 184V183H95ZM210 184V185H209ZM216 184V183H215ZM46 185V184H45ZM44 185V186H45ZM52 184H50V186H51ZM62 185V184H61ZM68 185V184H67ZM83 185V184H82ZM81 185V186H82ZM93 185V184H92ZM98 185V184H97ZM112 185H115L114 183L112 184ZM116 185H118V184H116ZM150 185V184H149ZM153 185V184H152ZM47 186V185H46ZM50 186H48L49 188H47V190L49 189L50 190V192L52 191L51 189L54 187V185L52 186V188L50 189ZM107 186H108V188H109V190H107V192H109L111 189H112V187H109V186H111V185H108L107 184ZM65 187V186H64ZM73 187V186H72ZM71 187V188H72ZM75 187V188H76ZM92 187V186H91ZM94 187V186H93ZM115 187H117V186H115ZM145 187V189H146V186H144ZM147 187H148V185H147ZM153 187V186H152ZM156 187H157V185H156ZM212 187L214 188V186L212 185ZM216 188V190H218L217 189V185L215 186ZM61 188H62V186H61ZM102 188H104V187H102ZM111 188V189H110ZM209 188V189H210ZM65 190H66V188H64ZM69 189V188H68ZM67 189V190H68ZM78 189V190H79ZM89 189H93V188H89ZM113 189H114V192H116L117 190H118V188H114L113 187ZM115 189H117L116 191H115ZM130 189V188H129ZM128 189V190H129ZM155 189V188H154ZM160 189V188H159ZM203 189V188H202ZM40 190H42V189H40ZM46 190V191H47ZM48 190V191H49ZM75 190V189H74ZM77 190V189H76ZM104 190V189H103ZM153 190V189H152ZM39 191V190H38ZM44 191V190H43ZM43 191H42V193H43ZM69 191V190H68ZM80 191H78V192H80ZM90 192H91V190H89ZM93 191V190H92ZM98 191H100V190H98ZM102 191V190H101ZM130 191V190H129ZM151 191V190H150ZM157 191V190H156ZM163 191V190H162ZM74 192V191H73ZM84 192V191H83ZM106 192V189H105V193H107ZM111 192L113 193V191L111 190ZM118 193H120V191H117ZM117 192H116V194H117ZM152 192V191H151ZM153 192H155V191H153ZM159 192H160V195H161V191L159 190ZM42 193H40V195L42 194ZM45 193V192H44ZM43 193V194H44ZM101 193H104L103 191L101 192ZM101 193H97V194H99L101 197L102 196H106L107 194H105V195H101ZM141 193V192H140ZM143 193V192H142ZM142 193H141V196H142ZM157 193V192H156ZM155 193V194H156ZM217 193H218V191H217ZM217 193L215 194V191H213L212 192V194L211 193H209V195L211 194L212 196H214L215 197V199H217L218 198V196H215V195H217ZM232 193H234V192H232ZM43 194H42V198H43ZM74 194V193H73ZM84 194V193H83ZM114 194V193H113ZM113 194H111V195H113ZM122 194V193H121ZM153 194V193H152ZM40 195H39V198H40ZM55 195V194H54ZM75 195V194H74ZM110 195V196H111ZM143 195H144V193H143ZM154 195V194H153ZM191 195V194H190ZM189 195V196H190ZM219 195V194H218ZM51 196V195H50ZM56 196V195H55ZM87 196H89V195H87ZM95 195H92V196H90V197H94ZM119 196V195H118ZM159 196V195H158ZM204 196V195H203ZM212 196H209L210 198L212 197ZM33 197H35V199L33 198ZM46 198L48 197V196H45ZM86 197V196H85ZM89 197V198H90ZM107 197V196H106ZM116 197V196H115ZM114 197V198H115ZM121 197L122 196H120V200H121ZM131 197H132V194H131ZM140 197V196H139ZM146 197V198H145ZM151 196H149V197H147V195H144V198L146 199V201H148L147 203H148V205H150V203H151V200H150V202H149V198H150ZM156 197V196H155ZM181 197V196H180ZM44 199L45 201L47 200V199ZM50 198V197H49ZM54 198V197H53ZM59 198H61V197H59ZM96 197H94V199H95ZM108 198V197H107ZM112 198V197H111ZM124 198V197H123ZM130 198V197H129ZM142 198H143V196H142ZM160 198V197H159ZM97 199V198H96ZM94 200V202L96 201V202H98V204H99V202H100V204H101V201H100V199H98V200ZM118 199V198H117ZM148 199V200H147ZM151 199V198H150ZM170 198H168V200H169ZM172 199V198H171ZM212 199V198H211ZM43 200V201H44ZM52 200V199H51ZM54 200V199H53ZM92 200V199H91ZM101 200H102V198H101ZM139 200H140V198H139ZM144 200V199H143ZM143 200H141V202H142V204H143ZM153 200V199H152ZM162 200V199H161ZM199 200V199H198ZM55 201V200H54ZM76 201V200H75ZM83 201V200H82ZM123 201V200H122ZM163 201V200H162ZM48 202H50V201H48ZM79 202V201H78ZM80 202H81V200H80ZM84 202V201H83ZM103 202H105L104 200H103ZM140 202V201H139ZM157 202V201H156ZM212 202V201H211ZM218 201H213L212 203H214V205H215V209L216 210H218V208H219V204L217 203ZM38 203H42L41 205H46L47 203H44V202H40L39 200H38ZM44 203V204H43ZM53 203V202H52ZM85 203H86V201H85ZM84 203V204H85ZM91 203H92V201H91ZM109 203V202H108ZM107 203V204H108ZM124 203V202H123ZM122 203V204H123ZM126 203V202H125ZM125 203L123 204V205H125ZM127 203H129V202H127ZM154 203V202H153ZM160 203V202H159ZM51 204V203H50ZM59 205V203H56V206H58ZM76 204H77V202H76ZM93 204H95V206L97 205L98 206V204H96V203H92V206L93 207H95ZM106 204V203H105ZM106 204V205H107ZM112 204V203H111ZM110 204V205H111ZM158 204V203H157ZM161 204V203H160ZM166 205V203H165V201L163 202V205ZM48 205V204H47ZM53 205V204H52ZM80 205V204H79ZM109 205V204H108ZM108 205L106 206V207H108ZM144 206H145V201H144V204H143ZM148 205H147V208H148ZM152 205V204H151ZM162 205V204H161ZM160 205V206H161ZM164 205V206H165ZM24 206L26 207V208H28L27 209V211L26 212H24L23 211V209H25L24 208ZM40 206V205H39ZM76 206V205H75ZM81 206V208L79 209V210H81L83 207H84V210H85V206H87V204L86 205H80ZM83 206V207H82ZM97 206H96V208L94 209V208H92L91 206V208L95 211V217L97 216L98 217V215H97ZM104 206V205H103ZM126 206H127V204H126ZM128 206H131V203L130 204H128ZM159 206V205H158ZM167 206V205H166ZM243 206V207H242ZM20 207L21 208H23L22 209V213L20 212ZM48 207V206H47ZM74 207V206H73ZM79 207V206H78ZM102 207V206H101ZM105 207V206H104ZM103 207V208H104ZM155 207V206H154ZM171 207V206H170ZM242 207V208H241ZM55 208V207H54ZM76 208V207H75ZM90 208V210H88L89 212H93V215H92V217L94 216V211H92V209ZM125 208H127V207H125ZM144 208V207H143ZM169 208V207H168ZM176 208V207H175ZM221 208V207H220ZM53 209V208H52ZM57 210H58V208H56ZM105 209V208H104ZM129 209L131 210V207H129ZM171 209H173V208H171ZM56 210V211H57ZM98 210H100V209H98ZM110 210H112V209H110ZM139 210H141L140 208H139ZM144 210V209H143ZM212 210V209H211ZM33 211H35L34 213H35V215L33 214ZM127 211V210H126ZM129 211V210H128ZM151 211V210H150ZM173 211H174V209H173ZM60 212V211H59ZM59 212H58V214L57 215H59ZM105 212V211H104ZM108 212V211H107ZM109 212H111V211H109ZM112 212L114 213V211L112 210ZM111 212V213H112ZM130 212V211H129ZM148 212H149V210H148ZM168 212V211H167ZM212 212V211H211ZM57 213V212H56ZM100 213H103V211L101 212L100 211ZM106 213V212H105ZM110 213V214H111ZM127 213V212H126ZM131 213L132 212H130V215H131ZM136 213V212H135ZM142 213V212H141ZM154 213V212H153ZM116 214V213H115ZM124 214V213H123ZM134 214V213H133ZM162 214V213H161ZM169 214H171V213H169ZM173 214V213H172ZM175 214H178L177 212L175 213ZM52 215V214H51ZM91 215H89V216H91ZM103 215V214H102ZM107 215V214H106ZM137 215H139V214H137ZM150 215H151V213H150ZM150 215H147V217L148 216H150ZM155 215V214H154ZM164 215V214H163ZM179 215H180V213H179ZM178 215V216H179ZM219 215V217H220V214H218ZM38 216V218L39 219H41V221L39 220L38 221V218H36ZM61 216V215H60ZM87 217H89L88 216V214L86 215ZM101 216V215H100ZM109 216V215H108ZM113 216V215H112ZM122 216V215H121ZM132 216V215H131ZM157 216V215H156ZM173 216V215H172ZM224 216V215H223ZM96 217V218H97ZM123 217H124V215H123ZM146 217V216H145ZM169 217V216H168ZM36 218V219H35ZM55 215H54V218H52L53 220H52V222L55 220ZM102 218H104V217H102ZM117 218V217H116ZM120 218V217H119ZM131 218V217H130ZM132 218H134V217H132ZM42 219H43V224L40 226L42 229H40V227L38 228V226L39 225H37V223L39 224H41V222H42ZM93 219L96 221L97 219H100V217L99 218H97V219H95L94 217H93ZM108 219V218H107ZM124 219V218H123ZM146 219H148V218H145V220ZM151 219V218H150ZM150 219H148L149 221H150ZM167 219V218H166ZM185 219V218H184ZM226 219V220H225ZM36 220H37V223H36ZM80 220V219H79ZM84 220H87V219H85L84 218ZM83 220V221H84ZM89 220H92L91 218L89 219ZM130 220V219H129ZM132 220V219H131ZM130 220V221H131ZM152 220V219H151ZM162 220V219H161ZM179 220V219H178ZM46 221V222H45ZM64 221H65V219H64ZM83 221H78L79 223H81V225L78 227V228H81L82 226H83ZM103 221V220H102ZM148 221V222H149ZM167 221V220H166ZM170 221H171V219H170ZM48 222V225H49V227H48V225L46 224ZM62 222V221H61ZM88 222V220L86 221V223L84 224L85 226L87 225V224H89L90 223V221H89V223H87ZM110 222V221H109ZM122 222H126V220H124V221H122ZM147 222V223H148ZM152 222L153 221H151V223H150V225L152 224ZM50 223H51V221H50ZM55 223V222H54ZM91 223H94V222H91ZM96 223V225L94 224V229L95 230H97L96 229V226H97V221L95 222ZM100 223V222H99ZM102 223V222H101ZM112 224L113 223H116V225H117V221H114V222H111ZM127 223H129V222H127ZM146 221H145V226H146ZM148 223V224H149ZM44 224H46V227H47V229L44 227ZM63 224V223H62ZM104 224V223H103ZM111 224V225H112ZM131 224V223H130ZM130 224L129 225H126L125 226V224L123 223L122 224V228H124L125 230H127L128 231V227L130 226ZM143 224V223H142ZM148 224H147V227H148ZM161 224V223H160ZM167 224V223H166ZM165 224V225H166ZM218 224V223H217ZM55 225H58V223L57 224H54L53 225V227L55 226ZM67 225V222H66V224H63L62 226H63V230H64V227ZM91 226L93 225V224H90ZM90 225H87V226H90ZM115 225V226H116ZM119 225V224H118ZM121 225V224H120ZM123 225H124V227H123ZM132 225V224H131ZM134 225V224H133ZM135 225H137V224H135ZM149 225V226H150ZM69 226V225H68ZM76 226V225H75ZM108 226H110L109 224H108ZM113 226V225H112ZM111 226V227H112ZM153 226V225H152ZM151 226V227H152ZM157 226H160L159 225V222H158V224H157ZM121 227V226H120ZM119 227V228H120ZM126 227H127V229H126ZM134 227V226H133ZM136 227V226H135ZM188 227V226H187ZM186 227V228H187ZM58 228H60V227H58ZM62 228V227H61ZM68 228H70V227H68ZM67 228V229H68ZM78 228H76L78 231H79V229ZM83 228V227H82ZM81 228V229H82ZM92 228H93V226H92ZM91 227L89 228L88 227V231L90 230V231H92V234H93V229H92ZM108 227H106V229H107ZM112 228H115V227H112ZM116 228H118V226L116 227ZM141 228H143L144 229V226L142 227L141 225H140V230H142V232L140 231V232H138L137 231V229L135 228V230L137 231V232H134V234L135 233H137V235L139 236L140 235V239L137 237L136 239H139V240H135L136 241V243L139 241L140 243L142 242V238L141 237H143V234H142V236H141V233H143V229H141ZM146 228V227H145ZM149 228V227H148ZM174 228V227H173ZM173 228H171V229H173ZM185 228V229H186ZM50 229V230H49ZM54 229V228H53ZM52 229V230H53ZM72 229V227L70 228V230ZM74 229V228H73ZM76 229H74V232H75V230ZM92 229V230H91ZM109 229V228H108ZM108 229L106 230V231H108ZM111 229V228H110ZM152 229V228H151ZM182 229H183V227H182ZM180 230V233H185V231H184V229L183 230ZM193 229V228H192ZM226 229V228H225ZM48 230L52 233V234H49L50 232H48ZM55 230H56V228H55ZM63 230H61V231H63ZM112 230V229H111ZM115 230V229H114ZM130 230V229H129ZM174 230V229H173ZM66 231V230H65ZM68 231V230H67ZM99 231H100V229H99ZM98 231V232H99ZM126 231V232H127ZM146 231V230H145ZM152 231V230H151ZM159 231V230H158ZM162 231V233H163V231H164V227H163V230H161ZM229 231V230H228ZM57 232H58V230H57ZM73 232V231H72ZM73 232V233H74ZM77 232V231H76ZM75 232V233H76ZM80 232V231H79ZM97 231H95V235L97 234V237H96V239L98 240V242L100 241H103V240H105V238H103V240L101 239V237H99V236H101V234H99ZM155 232H157L156 230L154 231V236H153V233H152V237L154 238V237H156V233ZM160 232V231H159ZM158 232V233H159ZM61 233V232H60ZM59 233V234H60ZM64 233V232H63ZM71 234V232H67V234ZM72 233V234H73ZM74 233V234H75ZM82 233V232H81ZM106 232H104V234H105ZM112 233V234H111ZM110 234L109 233H107L108 235V237H113V236H115V235H113V230H112V232H111ZM128 233H130V232H128ZM138 233H140V234H138ZM145 233H147V232H145ZM164 233H166L165 231H164ZM189 233V232H188ZM62 234V233H61ZM78 234V233H77ZM77 234H75V236L77 235ZM103 234V237L105 236ZM114 234H117V232L115 233L114 232ZM126 234V233H125ZM149 234V233H148ZM161 233H159V235H160ZM178 233H176L175 235H177ZM190 234V233H189ZM192 234V233H191ZM228 234V233H227ZM226 234V235H227ZM81 235V234H80ZM99 235V236H98ZM149 235H151V234H149ZM179 235V234H178ZM176 236V237H179V236ZM183 235V234H182ZM181 235V236H182ZM221 235V234H220ZM220 235H218V236H220ZM66 235H64L63 237H62V239L65 237ZM94 236V235H93ZM106 236V237H107ZM130 236H131V234H130ZM161 236H162V234L160 235V236H158L157 235V237H159V238H161ZM180 236V237H181ZM228 236V235H227ZM53 237H55V236H53ZM52 237V238H53ZM68 237V236H67ZM72 236H70V237H68V238H71ZM74 237V236H73ZM78 237V236H77ZM77 237H76V239H77ZM82 237V236H81ZM80 237V238H81ZM95 237V236H94ZM111 237V238H112ZM116 237H118L117 235H116ZM127 237V236H126ZM129 237V236H128ZM127 237V238H128ZM149 237V245L150 246H152L151 247V250L149 251V252H151L152 251V248H153V244L152 243H150V241H153V240H150L151 238H150V236H148ZM157 237H156V239H157ZM164 237V236H163ZM225 237V236H224ZM61 238V237H60ZM132 238V237H131ZM134 238V237H133ZM145 238H146V235H145ZM145 238L143 239V242L145 241ZM152 238V239H153ZM83 239V238H82ZM88 239V238H87ZM94 239V238H93ZM99 239H101V240H99ZM107 239V238H106ZM109 239V238H108ZM113 239H115V237L113 238ZM118 241H116V242H119V237L118 238H116ZM115 239V240H116ZM130 239V238H129ZM135 239V238H134ZM155 239V238H154ZM162 239V238H161ZM167 239V238H166ZM227 239V238H226ZM54 240V239H53ZM56 240V239H55ZM61 240V239H60ZM65 239H63L62 241H64ZM73 240V239H72ZM95 240V239H94ZM97 240H95L96 242L94 243V244H96L97 243ZM125 240V239H124ZM147 240V239H146ZM163 240V239H162ZM165 240V239H164ZM229 240V239H228ZM57 241V240H56ZM66 241V240H65ZM71 241V240H70ZM69 241V242H70ZM74 241H76V240H74ZM88 241V240H87ZM106 241V240H105ZM114 241V240H113ZM129 241V240H128ZM155 241V240H154ZM195 241V240H194ZM77 242V241H76ZM76 242H72V243H76ZM111 242V241H110ZM147 242H148V240H147ZM156 242V241H155ZM176 242H178V241H175V243ZM193 242V241H192ZM197 242V241H196ZM59 243V242H58ZM67 243V242H66ZM126 243H127V240H126ZM131 243V242H130ZM133 243V242H132ZM154 243V242H153ZM159 243V242H158ZM161 243H162V245H163V243L164 242H162L161 241ZM166 243V242H165ZM186 243V242H185ZM184 243V244H185ZM195 243V242H194ZM62 244H64L63 242H62ZM67 244H69V243H67ZM66 244V245H67ZM139 243H137V246L136 247H138V248H140L139 249V251H141V253L144 255V253L142 252L143 250H142V248L144 249V247H142V245H143V243H141L142 245H138ZM147 243L145 242V244L144 245H146ZM152 244V245H151ZM155 244V243H154ZM160 244V243H159ZM178 244V243H177ZM187 244V243H186ZM198 244V243H197ZM228 244H230V243H228ZM53 245V244H52ZM55 246H56V244H54ZM53 245V246H54ZM72 245V244H71ZM70 245V246H71ZM113 245V244H112ZM118 245V244H117ZM125 245V244H124ZM136 245V244H135ZM158 245V244H157ZM166 245H167V243H166ZM190 245V244H189ZM65 246V245H64ZM69 246V247H70ZM72 246H74V245H72ZM126 247H127V245H125ZM129 246V245H128ZM178 246V245H177ZM183 246V245H182ZM188 246V245H187ZM197 246V245H196ZM231 246V245H230ZM52 247V246H51ZM66 247V246H65ZM123 247V246H122ZM126 247H124V251L126 252ZM142 247V248H141ZM147 247H149L148 245H147ZM160 247H161V244H160ZM239 247V246H238ZM238 247H236L237 249H239ZM67 248H68V246H67ZM157 248V247H156ZM159 248V247H158ZM163 247H161L160 248V250L158 251V253H156L157 255L159 254V252L161 251V249H162ZM183 248V247H182ZM212 248V247H211ZM132 249V248H131ZM185 249H188V248H185ZM196 249V248H195ZM133 250V249H132ZM145 250H146V248H145ZM157 250V249H156ZM198 250V249H197ZM242 250V249H241ZM96 251V250H95ZM104 251V250H103ZM121 251H123V250H121ZM128 251H129V253H130V249H128ZM128 251H127V253H128ZM146 251H148V250H146ZM183 251H185V250H183ZM235 251H237L238 252V250H235ZM41 254H40V253ZM97 252V251H96ZM100 252H102V251H100ZM115 252H116V250H115ZM118 252H120V250L118 251ZM117 252V253H118ZM125 252L124 253H122V255L123 254H125ZM132 252H134V251H132ZM156 252V251H155ZM162 253H160V254H163V251H161ZM95 253V252H94ZM103 253H105L106 254V252H103ZM102 253V254H103ZM108 253V252H107ZM112 253V252H111ZM152 253V252H151ZM184 253V252H183ZM100 254V253H99ZM98 254V255H99ZM135 254H138V253H136L135 252ZM156 254H154V255H156ZM159 254V255H160ZM236 254H239V252L238 253H236ZM240 254H244V253H240ZM96 255V254H95ZM108 255H109V253H108ZM113 255V254H112ZM121 255V256H122ZM140 255V254H139ZM200 255V254H199ZM83 257L84 256H86V255H82ZM82 256H80V257H82ZM97 256V255H96ZM100 256H102V255H100ZM120 256V257H121ZM147 256V258L148 259H151V257L150 256H148V255H144V257H142V258H144V259H146L145 257ZM241 256V255H240ZM243 256V255H242ZM263 256V255H262ZM261 256V257H262ZM54 257V256H53ZM82 257V258H83ZM115 256H113L112 258L114 259V261H112V263H115V258H117L118 257V255H117V257H115ZM134 257H135V255H134ZM133 257V258H134ZM153 257V256H152ZM185 257V256H184ZM199 257V256H198ZM257 257L258 256H256L255 255V259H257ZM99 258V257H98ZM97 258V259H98ZM111 258V260H113ZM123 258V257H122ZM187 258H189V257H187ZM236 258V257H235ZM52 260L54 259V258H51ZM55 259H57V257L55 258ZM86 259V258H85ZM95 260V261H99L100 259H101V257H100V259L99 260ZM118 259H119V257H118ZM124 259V258H123ZM154 258H152V260H153ZM237 259V258H236ZM240 259V258H239ZM241 259H242V257H241ZM244 259L246 260V258H243L242 259V263H244V262H248V260L247 261H244ZM51 260V261H52ZM71 260V259H70ZM69 260V261H70ZM80 260H81V258H80ZM104 260V259H103ZM126 261H128L127 259H125ZM130 260H132V259H130ZM138 260V259H137ZM147 260V259H146ZM155 260V259H154ZM153 260V261H154ZM186 260V259H185ZM185 260H183V261H185ZM204 260V259H203ZM207 260V259H206ZM211 260V259H210ZM58 261V262H57ZM57 264H59V263H61L60 261L61 260H59V259H57ZM72 261V260H71ZM87 261V260H86ZM95 261H92V260H90V261H87L89 264H93ZM101 262H102V260H100ZM120 261V260H119ZM135 261V260H134ZM149 261H151V260H149ZM152 261V262H153ZM205 261V260H204ZM244 261V262H243ZM53 262V261H52ZM54 262H55V260H54ZM53 262V263H54ZM84 263H85V260L83 261ZM87 262L85 263V264H87ZM105 262H107V261H105ZM110 262V261H109ZM118 262V261H117ZM117 262H116V264H117ZM151 262V263H152ZM62 263H64V260H62ZM61 263V264H62ZM66 263H68V262H66ZM65 263V264H66ZM73 263H76V262H73ZM103 263V262H102ZM150 263V264H151ZM192 263V262H191ZM202 263V262H201ZM233 263V262H232ZM55 264V263H54ZM81 264H82V262H81ZM104 264V263H103ZM111 264V263H110ZM119 264H121V262L119 263ZM247 264V263H246Z\"/></svg>",
  "mask_w": 264,
  "mask_h": 264
}]
</instances>
